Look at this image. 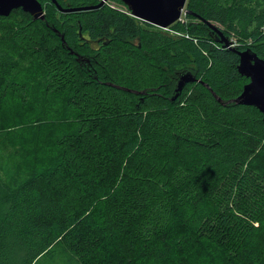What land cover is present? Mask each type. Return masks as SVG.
Instances as JSON below:
<instances>
[{"label": "trees", "instance_id": "16d2710c", "mask_svg": "<svg viewBox=\"0 0 264 264\" xmlns=\"http://www.w3.org/2000/svg\"><path fill=\"white\" fill-rule=\"evenodd\" d=\"M41 3L45 20L0 17V127L24 115L0 136L27 151L18 178L0 165V264L56 246L72 264H264V122L232 103L248 83L237 53L264 59V0H187L175 35ZM183 71L203 84L171 102Z\"/></svg>", "mask_w": 264, "mask_h": 264}, {"label": "water", "instance_id": "95a60500", "mask_svg": "<svg viewBox=\"0 0 264 264\" xmlns=\"http://www.w3.org/2000/svg\"><path fill=\"white\" fill-rule=\"evenodd\" d=\"M49 1L54 4L59 11L65 13L97 10L103 5V2H100L95 6L62 9L56 0ZM186 1L187 0H121L130 12L131 17L161 29H166L179 21L182 12H184L185 15H193L191 12L184 10ZM17 9H21L24 13H28L34 20H45L43 7L38 0H0V17H8L13 10ZM53 31L57 32L55 29ZM60 37L61 41L64 42L63 36L60 35ZM224 46L230 47L227 41H225ZM70 53H72L71 50ZM237 55L239 57L237 72L241 77L248 79V83L243 86L240 95L233 99L232 103L255 108L262 115V121L264 122V59L258 57L250 49L238 52ZM194 82L203 84L202 81L197 80L189 71L177 73L171 102L179 96L186 85ZM205 87L209 89L208 86ZM121 89L134 92L126 88ZM209 91L218 102H221L210 89ZM134 93L143 95L141 92Z\"/></svg>", "mask_w": 264, "mask_h": 264}, {"label": "rangeland", "instance_id": "374dc122", "mask_svg": "<svg viewBox=\"0 0 264 264\" xmlns=\"http://www.w3.org/2000/svg\"><path fill=\"white\" fill-rule=\"evenodd\" d=\"M95 2H103V9L106 10H112L114 12H120V13H125L128 12L127 9L120 3V1L116 0H95ZM184 10H186V5ZM46 14V12L44 11ZM129 16V15H128ZM131 17V16H130ZM135 19V18H134ZM189 21L185 18V13L182 12V15L179 19L178 22L176 23H181V24H188ZM142 22V21H140ZM143 26H149V29H155L159 30L162 33L165 34H170V35H175L177 34L176 31L170 26L166 29H161L155 26L148 25L145 22H142ZM7 114L4 115V120L3 124L0 127V131H8L6 128L12 124L11 119L18 117L21 119L24 115L23 113H18L14 114L13 112L6 111ZM31 115V112L26 113L25 116L28 117ZM27 145H32L31 143H26ZM27 156V151L26 147H22L20 149H12L8 147L4 143V139L2 136H0V165L2 167L3 174L6 178H18L21 175V165H22V159ZM3 164H5V171L3 169ZM195 264H212V262H209L208 260H205L204 254H198L194 257ZM73 264L75 261H72ZM35 264H72L68 258V256L62 251V249L59 246H56L55 249L53 250L52 254L50 256H45L38 260ZM76 264V263H75ZM214 264H219V262H214Z\"/></svg>", "mask_w": 264, "mask_h": 264}, {"label": "flooded vegetation", "instance_id": "af4514ba", "mask_svg": "<svg viewBox=\"0 0 264 264\" xmlns=\"http://www.w3.org/2000/svg\"><path fill=\"white\" fill-rule=\"evenodd\" d=\"M40 3H41V1L42 0H38ZM57 1V0H56ZM91 2H93V4H91V6H95V5H98L99 4V2H95V0H90ZM104 1H106V0H104ZM116 1H120V3L125 7V5L121 2V0H116ZM58 3V2H57ZM45 4L46 5H48V4H51L55 9H56V11H55V13H56V15H57V17L58 18H60L62 21H64V18L62 17V15H69V14H79V13H86V12H90V11H80V12H74V13H65V12H61V11H59L56 7H55V5L54 4H52L49 0H45ZM41 5H42V3H41ZM42 7H43V12L45 11V7H44V5H42ZM61 7V6H60ZM62 9H69L68 7L66 8V7H61ZM126 8V7H125ZM100 10L102 9L103 10V5L99 8ZM127 9V8H126ZM98 10V9H97ZM127 11H128V9H127ZM127 15H129V16H131L130 15V12L128 11V12H125ZM44 15H45V13H44ZM79 34H80V32H79ZM80 38H82V40L84 41V43H86L87 45H89L92 49H94V50H98V48H99V46L101 45V46H104V45H106L107 43H108V37H105V36H100V37H98V38H96V39H92V38H90L88 35H82L81 36V34H80ZM70 48L68 47V50H69Z\"/></svg>", "mask_w": 264, "mask_h": 264}]
</instances>
